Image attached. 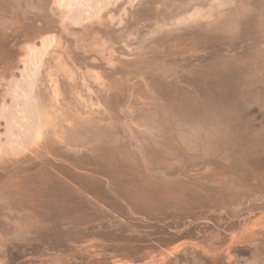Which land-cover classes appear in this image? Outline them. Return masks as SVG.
I'll return each mask as SVG.
<instances>
[{
    "label": "rangeland",
    "instance_id": "rangeland-1",
    "mask_svg": "<svg viewBox=\"0 0 264 264\" xmlns=\"http://www.w3.org/2000/svg\"><path fill=\"white\" fill-rule=\"evenodd\" d=\"M0 264H264V0H0Z\"/></svg>",
    "mask_w": 264,
    "mask_h": 264
}]
</instances>
